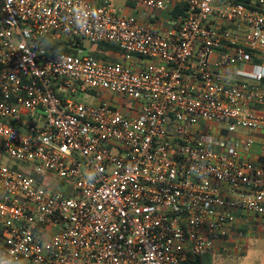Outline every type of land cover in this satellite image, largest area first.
Segmentation results:
<instances>
[{
	"label": "built area",
	"instance_id": "obj_1",
	"mask_svg": "<svg viewBox=\"0 0 264 264\" xmlns=\"http://www.w3.org/2000/svg\"><path fill=\"white\" fill-rule=\"evenodd\" d=\"M115 1L0 0V264H186L264 227V0Z\"/></svg>",
	"mask_w": 264,
	"mask_h": 264
},
{
	"label": "rangeland",
	"instance_id": "obj_2",
	"mask_svg": "<svg viewBox=\"0 0 264 264\" xmlns=\"http://www.w3.org/2000/svg\"><path fill=\"white\" fill-rule=\"evenodd\" d=\"M115 6L119 8H136L137 5L132 2H126L124 0H116L114 3ZM38 44L43 46L46 50L53 53H63L65 44L62 42L52 41L50 37H41L38 39ZM85 51L87 54H91L94 51L95 46L85 43ZM112 52V51H111ZM92 55V54H91ZM107 57V53H106ZM109 60V57H107ZM122 97H118L120 105H125L130 107L132 103H129L125 100H121ZM207 126H210L213 129H224L223 126L218 124L208 123ZM4 163L8 166H13L20 169L22 172L32 171V168L28 165L15 162L8 158H4ZM48 177V176H46ZM47 182L50 183L53 187L57 188L58 181L55 178L47 179ZM244 247L241 250L234 251L232 250L229 254H217L215 256H209L213 258L211 264H264V235L260 238H249L243 242Z\"/></svg>",
	"mask_w": 264,
	"mask_h": 264
},
{
	"label": "crops",
	"instance_id": "obj_3",
	"mask_svg": "<svg viewBox=\"0 0 264 264\" xmlns=\"http://www.w3.org/2000/svg\"><path fill=\"white\" fill-rule=\"evenodd\" d=\"M248 132H241V136L248 135ZM255 142L251 146L250 151L248 152V157L252 161H254L258 166L262 167L264 170V136L263 135H254ZM264 235V227L259 230L258 232H249V238H260Z\"/></svg>",
	"mask_w": 264,
	"mask_h": 264
},
{
	"label": "trees",
	"instance_id": "obj_4",
	"mask_svg": "<svg viewBox=\"0 0 264 264\" xmlns=\"http://www.w3.org/2000/svg\"><path fill=\"white\" fill-rule=\"evenodd\" d=\"M95 46L93 53H91L93 56L98 57V58H103L105 60H108V58L106 57V53L107 52H115L117 51V49L113 46L110 45H106V44H98V45H93ZM64 53H72L73 51L70 50L67 47V44L64 47ZM255 63L259 64V65H264V59L263 60H259L256 59ZM264 85V82H263ZM211 262H213V258L209 257V256H204L202 258H196L195 260L186 263V264H211Z\"/></svg>",
	"mask_w": 264,
	"mask_h": 264
}]
</instances>
